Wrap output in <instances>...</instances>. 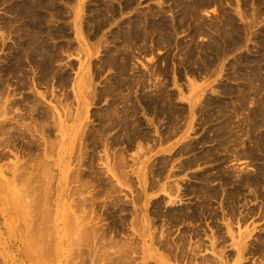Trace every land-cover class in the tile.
<instances>
[{"label":"rangeland","instance_id":"1","mask_svg":"<svg viewBox=\"0 0 264 264\" xmlns=\"http://www.w3.org/2000/svg\"><path fill=\"white\" fill-rule=\"evenodd\" d=\"M0 264H264V0H0Z\"/></svg>","mask_w":264,"mask_h":264},{"label":"bare ground","instance_id":"2","mask_svg":"<svg viewBox=\"0 0 264 264\" xmlns=\"http://www.w3.org/2000/svg\"><path fill=\"white\" fill-rule=\"evenodd\" d=\"M1 152H2V151H1ZM5 152H6V151H5ZM5 152H4V153H5ZM5 154H7V153H5ZM1 155H2V154H1ZM3 156H4V155H3ZM40 164H41V163H39V165H40ZM43 164H45V163H43ZM43 164H42V166H43ZM46 164H47V163H46ZM45 166H46V165H45ZM43 168H44V167H43ZM29 185H30V184H29ZM36 185H37V184H36ZM45 185H46V184H45ZM38 186H39V185H38ZM33 187H35V186H33ZM43 187H44V186H43ZM36 188H37V187H36ZM40 188H41V187H40ZM40 188H39V193H40ZM34 189H35V188H34ZM41 189H42V188H41ZM27 190H28V189H27ZM44 192H45V191H44ZM41 194H42V192H41ZM42 199H43V198H42ZM35 200H36V199H35ZM35 200H32V201L35 202ZM37 201H38V200H37ZM40 201H41V200H40ZM38 202H39V201H38ZM38 202H37V203H38ZM40 203L42 204V202H40ZM40 203H39V204H40ZM30 204H31V203H30ZM33 204H34V203H33ZM39 204H38V205H39ZM36 205H37V204H36ZM45 206H46V205H45ZM45 206H44V207H45ZM35 207H36V206H35ZM37 207H38V206H37ZM32 208L34 209V207H32ZM44 209H45V208H44ZM44 209H43V210H44ZM35 210H36V209H35ZM40 210H42V208H41ZM40 210L38 209V211H40ZM41 212H43V211H41ZM41 219H42V218H41Z\"/></svg>","mask_w":264,"mask_h":264}]
</instances>
